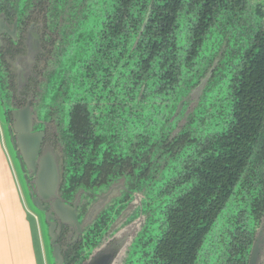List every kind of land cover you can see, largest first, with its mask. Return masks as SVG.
Wrapping results in <instances>:
<instances>
[{
	"label": "trees",
	"instance_id": "obj_1",
	"mask_svg": "<svg viewBox=\"0 0 264 264\" xmlns=\"http://www.w3.org/2000/svg\"><path fill=\"white\" fill-rule=\"evenodd\" d=\"M45 2L52 4L49 31L76 45L53 75V99L65 86L63 102L71 106L65 192L97 191L98 180L132 165L159 171L161 216L136 245L143 264H195L234 197L239 206L251 201L255 220L264 214L262 0ZM208 66L210 78L179 126L187 105L176 115L178 102ZM222 92L231 97L226 105ZM103 95L104 108L93 115L91 103L100 106ZM125 134H141L142 146L129 145ZM236 220L241 258L234 264H246L252 239Z\"/></svg>",
	"mask_w": 264,
	"mask_h": 264
},
{
	"label": "flooded vegetation",
	"instance_id": "obj_2",
	"mask_svg": "<svg viewBox=\"0 0 264 264\" xmlns=\"http://www.w3.org/2000/svg\"><path fill=\"white\" fill-rule=\"evenodd\" d=\"M51 5L45 0L42 3L38 0H0V107L4 112L3 117L9 139L11 144L12 141H15L16 144L18 133L14 130L15 111L29 108L31 110V133H42L38 158L47 152H57L55 160L58 167V195L65 203L76 208L80 229L78 224L61 220L51 207L52 199L45 200L39 196L36 186L38 162L34 174L28 169L23 170L22 173L31 200L34 197H39L42 206L48 205L47 211H51L55 216L54 233L57 234L56 243L60 246L64 264H86L103 255L109 256L108 264H143L142 254L138 250L140 243L145 244V240L143 241L142 238L144 229L149 222L160 219L161 216L159 196L162 187L159 185V181H161L159 171L146 174L144 172L146 165L140 167L132 165L122 170L121 173H109L105 178H100L101 180L96 182L97 191L86 190L83 186L77 187L72 194L63 190L68 178L65 144L70 134L68 129L71 106L69 103L63 102L65 86L59 87L60 97L58 96L56 100L53 99L52 89L54 81H56L53 75L61 65L63 54L68 56L70 53H74L73 48L76 45L71 46L69 41L64 42V40L59 42L60 35L49 31ZM67 17L68 13H64L61 19L64 20ZM74 23L75 18L73 23L68 22L69 30L72 29ZM218 59L216 58L213 64H216ZM210 75L211 66H208L201 77H204L202 90ZM199 82L198 84H200ZM187 95L184 94V97ZM219 99L226 105L228 101L230 102L231 97L229 98L228 94L222 92V94L219 93ZM104 102L103 95L100 106L95 104L96 101L91 103L93 115L104 108ZM180 103L183 104L179 101L178 107ZM185 105L188 108L189 105L187 103ZM51 123L54 126V133L50 130ZM137 126L139 128L141 125L137 123ZM120 137L127 140L129 145L138 143L139 146H142L143 136L141 134H125ZM12 147L22 168L17 155L19 149H16L14 145ZM153 157H158L156 151L153 152ZM23 164L26 166L24 161ZM89 172L94 180V173ZM54 175H56L55 171ZM80 177L84 178L85 176L79 175L78 180ZM110 191L111 194L103 207L90 216L93 206L101 196ZM172 193L175 191L173 190ZM237 199L238 197L232 198L216 219L197 252L195 264H234L238 262L241 256L234 254V249L240 244L239 233L235 231L236 219L246 222V230L252 239L249 250L245 254L246 264H250L256 244L258 245L256 264H264V259L261 262L264 251V214L255 220L251 201L247 205L239 206ZM242 208L244 214L241 215V218L240 216L236 217ZM38 211L43 214L47 227L52 264H56L52 257L53 248L49 242L50 236L45 212L39 209ZM98 218L103 219V222L96 223ZM135 222L137 229L127 243L128 231L121 235L119 228L122 226L124 229ZM145 233L149 234L150 232L146 231ZM156 234L152 232L150 236L157 240ZM249 239L247 238L246 241ZM140 240L143 242H138ZM137 243H139L138 247Z\"/></svg>",
	"mask_w": 264,
	"mask_h": 264
},
{
	"label": "rangeland",
	"instance_id": "obj_3",
	"mask_svg": "<svg viewBox=\"0 0 264 264\" xmlns=\"http://www.w3.org/2000/svg\"><path fill=\"white\" fill-rule=\"evenodd\" d=\"M205 66L207 65L205 64ZM203 82L204 77L201 78L200 84L193 87L186 97L181 98L180 101L183 104L180 112L185 103L189 106L182 115L180 112L178 113V115L180 114L178 117L179 126L186 121L188 113L199 99ZM3 115V109L0 107V142L7 154L9 168L14 178L13 181L17 184V189L14 188L13 191L8 179L0 174V260L1 254L5 253L8 255L9 261L15 260V264H52L44 217L30 203L31 198L27 184L9 139ZM50 130L54 133L52 123L50 124ZM17 191L20 193L18 194ZM37 214H39L38 217ZM135 229H137L136 222L124 229L120 226L119 234L122 235L128 231V243ZM21 255H24V257L22 258ZM261 258L262 262L264 251Z\"/></svg>",
	"mask_w": 264,
	"mask_h": 264
},
{
	"label": "water",
	"instance_id": "obj_4",
	"mask_svg": "<svg viewBox=\"0 0 264 264\" xmlns=\"http://www.w3.org/2000/svg\"><path fill=\"white\" fill-rule=\"evenodd\" d=\"M264 2V0H262ZM182 103H180L177 113L180 112ZM15 123L14 130L17 134V141H12V145L16 149H19L17 153L21 161V171L28 169L34 174L37 167V162L39 163L37 171L36 186L39 196L45 200L52 199L51 207L54 209L56 214L59 215L63 222H69L73 224H78V217L76 213V208L68 203H65L58 195L59 179L57 178V162L55 156L57 152L51 153L47 152L41 158H38L40 141L42 138V133H31V110L29 108L20 109L15 111ZM13 139V138H12ZM23 161L26 163L24 166ZM54 171L56 175H54ZM24 172V171H23ZM111 191L103 196L100 200L93 206L90 216L97 212L103 207L105 201L110 196ZM32 202V203H31ZM32 206L38 211H44L46 215V221L48 223V233L50 236V244L52 245V257L56 264H64V257L61 253L59 244L56 243L57 234L54 233L56 223L54 221V215L51 211H47L49 206H42L39 197H34L30 200ZM38 208H36V207ZM79 229L81 228L78 224ZM258 245L256 244L253 252V258L250 264H256ZM109 256H100L86 264H108Z\"/></svg>",
	"mask_w": 264,
	"mask_h": 264
},
{
	"label": "crops",
	"instance_id": "obj_5",
	"mask_svg": "<svg viewBox=\"0 0 264 264\" xmlns=\"http://www.w3.org/2000/svg\"><path fill=\"white\" fill-rule=\"evenodd\" d=\"M0 174H2L6 179H8L10 187L11 188L13 187L12 188L13 191L14 188L17 189V184H15V182L13 181L14 178L12 177L13 175L11 169L9 168L7 154L5 152L4 147L1 145V142H0ZM7 256L8 255H6L5 253L1 254L0 264H15V260L13 259L12 261H9ZM21 256L22 258L24 257V255Z\"/></svg>",
	"mask_w": 264,
	"mask_h": 264
}]
</instances>
